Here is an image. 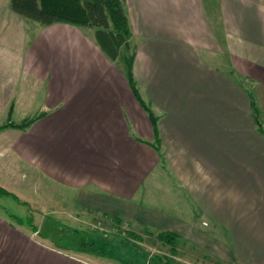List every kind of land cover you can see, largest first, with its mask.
<instances>
[{"label":"crops","instance_id":"1","mask_svg":"<svg viewBox=\"0 0 264 264\" xmlns=\"http://www.w3.org/2000/svg\"><path fill=\"white\" fill-rule=\"evenodd\" d=\"M123 1L155 129L93 29L40 25L38 61L21 70L41 98L10 111L0 62L2 121L35 117L0 128V160L17 166L0 175L27 173L80 210L172 232L219 264H264V0ZM32 225L0 212V264H117L52 246Z\"/></svg>","mask_w":264,"mask_h":264},{"label":"rangeland","instance_id":"2","mask_svg":"<svg viewBox=\"0 0 264 264\" xmlns=\"http://www.w3.org/2000/svg\"><path fill=\"white\" fill-rule=\"evenodd\" d=\"M40 25L39 22L14 12L10 8L9 0H0V62L3 78L13 79L3 83L5 96L12 95L6 102V107H9L10 111L13 100L19 99L23 104L30 94L36 93L39 98L43 94L39 85L32 84V80L25 76L26 72H22L25 70H21L23 60H29L30 63L38 61L36 56L38 51L30 46L36 39L38 33L36 28ZM129 52H132L131 44ZM7 117L8 119L2 121L0 115V125L11 122L10 113ZM33 117H26L18 123ZM2 166L17 167L10 158L1 159L0 168ZM22 167L25 168L23 165ZM0 172L7 173L1 170ZM15 172L0 175V186L10 192L13 191L12 193H16L20 198L16 200L8 195H0V212L7 216L15 214L27 217L29 221L36 222L41 234L47 237L52 246L69 249L72 253L79 252L82 246L95 252L102 251L106 258L115 260L117 264H156L154 257L169 260L170 264H219L213 257L206 256L202 249L192 244L175 243L172 250L150 229L132 225L122 218L80 210L74 206V200L68 191L58 190L52 193L44 186L45 182L32 180L31 175L27 173L14 175ZM25 172L26 170L23 171ZM164 208H167L166 204ZM69 227L78 233H71L68 231ZM115 257L121 258L124 262L117 261Z\"/></svg>","mask_w":264,"mask_h":264},{"label":"trees","instance_id":"3","mask_svg":"<svg viewBox=\"0 0 264 264\" xmlns=\"http://www.w3.org/2000/svg\"><path fill=\"white\" fill-rule=\"evenodd\" d=\"M10 8L21 16L35 20L41 25L46 26L56 22L68 23L80 28H91L94 31V41L104 52V54L113 61L124 72L132 92L137 97L142 107L146 110L153 127L156 126V117L150 107L139 97L135 87V81L132 74V64L134 53L129 52L131 36L130 23L126 14L123 0H9ZM35 117L22 123L14 124L7 122L0 125V128L7 126L25 128ZM0 195H8L19 200L12 192L0 186ZM23 203V202H22ZM11 219L25 221L31 225L33 230L36 227L32 225L27 217H20L15 214L8 215ZM116 218V217H114ZM70 228V227H69ZM71 233H78L75 229H69ZM156 237L174 250L177 236L169 231H160ZM77 249V248H73ZM89 250L87 247H80L79 250ZM104 254L102 251H97ZM121 263L124 261L115 257ZM156 264H170L169 260L157 259Z\"/></svg>","mask_w":264,"mask_h":264}]
</instances>
